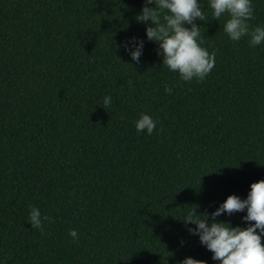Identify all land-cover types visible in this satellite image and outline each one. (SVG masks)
Wrapping results in <instances>:
<instances>
[{
  "label": "trees",
  "instance_id": "obj_1",
  "mask_svg": "<svg viewBox=\"0 0 264 264\" xmlns=\"http://www.w3.org/2000/svg\"><path fill=\"white\" fill-rule=\"evenodd\" d=\"M251 2L264 27V0ZM144 3L0 0V264H220L182 220L264 180V43L232 41L198 0L215 67L181 81L135 19ZM29 205L51 217L43 233ZM246 214L216 220L247 227Z\"/></svg>",
  "mask_w": 264,
  "mask_h": 264
},
{
  "label": "clouds",
  "instance_id": "obj_2",
  "mask_svg": "<svg viewBox=\"0 0 264 264\" xmlns=\"http://www.w3.org/2000/svg\"><path fill=\"white\" fill-rule=\"evenodd\" d=\"M154 4L155 7H148ZM209 7L215 20L227 16L224 33L232 40L239 41L248 37L251 47L264 43V27H252L249 21L254 19V5L251 0H209ZM205 14L198 0H145L141 13L135 19L137 22L151 26L146 27L149 41L158 44L157 54L163 57V66L179 74V79L185 82L203 81L215 67L216 52L211 53L201 45L204 37L196 21H204ZM189 25L190 27H186ZM144 41L135 37L124 42V48L131 59L137 64L143 52ZM131 84V81H129ZM167 94L172 88L164 85ZM111 96H105V107L111 105ZM156 121L149 115L141 113L135 121L138 133L146 131L152 135L156 130ZM28 220L33 229L43 233V221H51V217L41 218L40 210L29 205ZM242 217L247 227H233L229 223L217 221L216 217L227 214L244 212ZM185 226L192 224L195 228H188L192 235L199 237L200 243L213 255L214 261L220 264H264V180L253 182L246 199L233 194L221 203L212 213L198 214L196 209L188 211L182 220ZM259 230V231H257ZM73 241L78 240V232L69 230ZM179 264H206L203 260L186 257Z\"/></svg>",
  "mask_w": 264,
  "mask_h": 264
}]
</instances>
